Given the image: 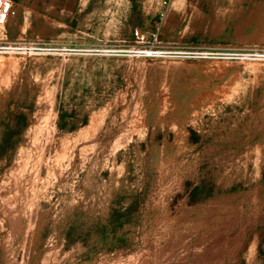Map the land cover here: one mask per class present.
Returning a JSON list of instances; mask_svg holds the SVG:
<instances>
[{
    "label": "rangeland",
    "instance_id": "obj_1",
    "mask_svg": "<svg viewBox=\"0 0 264 264\" xmlns=\"http://www.w3.org/2000/svg\"><path fill=\"white\" fill-rule=\"evenodd\" d=\"M0 1V264H264V0Z\"/></svg>",
    "mask_w": 264,
    "mask_h": 264
},
{
    "label": "built area",
    "instance_id": "obj_2",
    "mask_svg": "<svg viewBox=\"0 0 264 264\" xmlns=\"http://www.w3.org/2000/svg\"><path fill=\"white\" fill-rule=\"evenodd\" d=\"M2 7H3V2L0 1V18H1V13H2ZM214 54H217V55H220L224 58H229V59H241V58H244V57H247L249 54L248 53H245V52H238V51H224V52H217V53H214Z\"/></svg>",
    "mask_w": 264,
    "mask_h": 264
},
{
    "label": "bare ground",
    "instance_id": "obj_3",
    "mask_svg": "<svg viewBox=\"0 0 264 264\" xmlns=\"http://www.w3.org/2000/svg\"><path fill=\"white\" fill-rule=\"evenodd\" d=\"M45 127V126H44ZM38 136H40V134L38 135ZM45 137V136H44ZM42 138V137H41ZM38 139H39V137H38ZM37 139V140H38ZM39 140H41V139H39ZM37 142V141H36ZM39 142H37V144H38ZM40 143H42V142H40ZM36 145V144H35ZM37 147V146H36ZM38 147H40V146H38ZM37 150V149H36ZM39 150H40V148H39ZM41 151H42V148H41Z\"/></svg>",
    "mask_w": 264,
    "mask_h": 264
}]
</instances>
